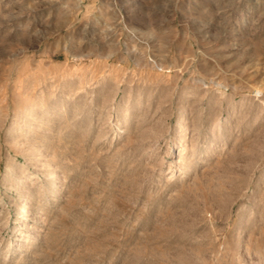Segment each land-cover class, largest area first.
I'll list each match as a JSON object with an SVG mask.
<instances>
[{
  "label": "rangeland",
  "instance_id": "rangeland-1",
  "mask_svg": "<svg viewBox=\"0 0 264 264\" xmlns=\"http://www.w3.org/2000/svg\"><path fill=\"white\" fill-rule=\"evenodd\" d=\"M0 264H264V0H0Z\"/></svg>",
  "mask_w": 264,
  "mask_h": 264
},
{
  "label": "bare ground",
  "instance_id": "bare-ground-1",
  "mask_svg": "<svg viewBox=\"0 0 264 264\" xmlns=\"http://www.w3.org/2000/svg\"><path fill=\"white\" fill-rule=\"evenodd\" d=\"M157 141V140H156ZM56 175H58V173H56ZM24 200L26 202V204L22 207L23 210H21V213L19 215V219L21 220V225L22 227L24 228H27V227H30L31 229H37V222H32V223H29L30 222V216H29V208H32V203H30V197L29 195L27 196H24ZM38 219V218H37ZM42 221H40L41 223ZM21 227V228H22Z\"/></svg>",
  "mask_w": 264,
  "mask_h": 264
}]
</instances>
